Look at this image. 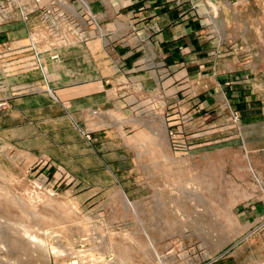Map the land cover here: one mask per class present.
<instances>
[{
    "label": "rangeland",
    "instance_id": "1",
    "mask_svg": "<svg viewBox=\"0 0 264 264\" xmlns=\"http://www.w3.org/2000/svg\"><path fill=\"white\" fill-rule=\"evenodd\" d=\"M76 1L77 8L65 0L42 7L41 18L57 2L56 21L42 19L49 33L107 35L92 0ZM175 2L185 21L205 20L217 54H232L243 68L219 90L217 118L197 106L176 129L154 125L161 138L125 135L108 150L101 140L90 148L97 154L83 157L100 168L91 172L82 171L81 157L21 171L0 149V264H226L231 247L264 231V0H204L202 10ZM143 64L162 67L158 85L175 71L153 59ZM195 85L187 95L198 99ZM36 87L26 83L27 91Z\"/></svg>",
    "mask_w": 264,
    "mask_h": 264
},
{
    "label": "crops",
    "instance_id": "2",
    "mask_svg": "<svg viewBox=\"0 0 264 264\" xmlns=\"http://www.w3.org/2000/svg\"><path fill=\"white\" fill-rule=\"evenodd\" d=\"M49 1L0 0V99L6 102L0 109V149L16 157L21 171L41 161L49 167L66 165L75 157H81L82 171L100 169L83 159L97 154L91 146L103 140L108 150L112 140L125 135L161 138L157 123L176 129L183 114L191 115L197 106L215 112L219 90L243 71L232 54L212 48L204 35L205 20L185 21V10L175 0H92L107 35L72 29L58 37L41 18ZM65 1L78 7L76 0ZM192 3L203 9L204 0H189L186 10ZM30 44L37 52L28 50ZM145 58L175 71L158 85L162 67L146 70ZM26 83L38 87L27 91ZM192 84H198V99L187 95ZM158 91L160 102L154 97ZM153 101L160 106L156 113ZM86 132L96 142H89ZM83 146L85 152L75 151ZM124 154L122 148L123 163ZM253 234L249 242L228 250L226 264H264V231Z\"/></svg>",
    "mask_w": 264,
    "mask_h": 264
},
{
    "label": "built area",
    "instance_id": "3",
    "mask_svg": "<svg viewBox=\"0 0 264 264\" xmlns=\"http://www.w3.org/2000/svg\"><path fill=\"white\" fill-rule=\"evenodd\" d=\"M56 6H57V2H51L50 4L47 5V7L44 9V12L42 14V19L44 21H47V20L52 21V19H54V17H55V20H53L52 22L54 23L56 21V14L54 13V10H55V12L57 10ZM33 46H34V44H33ZM33 49H35V48H33ZM146 61H149V60H146ZM5 104H6V102L4 100L0 99V108L4 107Z\"/></svg>",
    "mask_w": 264,
    "mask_h": 264
}]
</instances>
